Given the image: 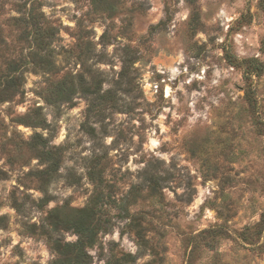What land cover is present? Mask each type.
I'll return each mask as SVG.
<instances>
[{
    "label": "rangeland",
    "instance_id": "obj_1",
    "mask_svg": "<svg viewBox=\"0 0 264 264\" xmlns=\"http://www.w3.org/2000/svg\"><path fill=\"white\" fill-rule=\"evenodd\" d=\"M31 9L44 49L13 20ZM0 27L21 78L0 101V264H53L50 238L77 236L48 217L92 200V264H264V0H0ZM69 74L84 89L46 100Z\"/></svg>",
    "mask_w": 264,
    "mask_h": 264
},
{
    "label": "trees",
    "instance_id": "obj_2",
    "mask_svg": "<svg viewBox=\"0 0 264 264\" xmlns=\"http://www.w3.org/2000/svg\"><path fill=\"white\" fill-rule=\"evenodd\" d=\"M24 17L14 18L18 29L25 32L30 30L34 36V41L39 43V49H44L49 42L51 31L44 29L39 17L34 14L33 10L27 11ZM1 28V27H0ZM40 56V55H39ZM47 56H40L38 66L42 67L44 72L53 73L56 71L55 64ZM8 72V71H7ZM0 72V101L12 98L20 87L21 78L14 72ZM7 73V74H6ZM85 78L82 74L78 76L66 75L58 81L56 87L50 96L46 98L50 103L66 104L72 102L73 96L78 92L79 88L84 89ZM38 121L35 126L43 127L45 120L41 114L38 115ZM38 153V157L47 165L45 176L47 178L42 184V190L46 191V187L51 182L60 167V160L55 156L53 151H49L47 142L42 140L31 146ZM97 202H92L84 208L73 209L72 212L54 211L49 217V224L53 233L59 231H72L77 240L74 242H65L60 238H50L51 250L55 253L53 264H92L93 256L89 249L96 246L100 233H105L109 229L108 220H104L100 214ZM133 224V223H131ZM135 225V224H134ZM139 237L141 233L137 234ZM136 258L132 254L123 253L120 256H114L108 264H135Z\"/></svg>",
    "mask_w": 264,
    "mask_h": 264
}]
</instances>
